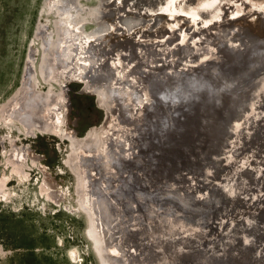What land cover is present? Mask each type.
Listing matches in <instances>:
<instances>
[{
    "label": "rangeland",
    "instance_id": "rangeland-1",
    "mask_svg": "<svg viewBox=\"0 0 264 264\" xmlns=\"http://www.w3.org/2000/svg\"><path fill=\"white\" fill-rule=\"evenodd\" d=\"M44 1L0 0V106L2 105L3 109L1 111L0 107V175L11 174V165L15 164L21 172L27 173L30 183H17L16 178L12 177L7 186L17 195L8 202L0 201V264H97L84 234V216L76 209L75 177L71 167L64 164L66 158H72L67 151L68 141L56 138V135L53 137L52 133H36L34 136L28 134L29 132L22 134L16 128L19 123L15 116L17 110H27L31 106H36L40 114L50 108V114L56 116L55 112L64 107L68 128L76 133L75 135L82 136L88 127L98 125L103 120V110L97 105V96L83 92L82 85L88 84L98 90H104L105 86L112 82L122 90L132 88L135 91L133 100L125 97L124 101H112L116 104L115 107L122 110L123 118L112 116L107 130L105 129V138H109V141L120 133L124 134L119 146L120 151L127 157L125 160L122 158L124 161L120 169L118 168L121 166V160L118 161V158L121 157L117 155V158L112 160V167L118 169V174L115 175H118V179L111 174L107 179V186L111 191H107L108 187L102 191L106 197L105 204L109 206L108 210H112L109 214L115 225L127 227L126 229L134 234L146 232L153 225H158L162 232L165 231V235L169 236H165V239L177 237L184 244H198L197 247L201 251L195 264H225L229 256L225 249L235 243L244 246L252 244V257H262L264 260V232H261L264 229V96L257 93L258 88L264 85V69L257 71L250 81L238 85L243 87L242 93L249 100V105L243 110L244 120L236 119L235 127L232 126L233 128L225 134L215 153L206 154L197 144L195 152L189 151L183 155V161L179 163L180 170L174 174L173 167H167L165 162L156 160L165 143L166 132L159 130V126L152 123L156 120L153 114L149 116V113L145 112L152 97L143 93L142 87L150 78L171 80L179 71H205L200 70L203 64L206 68L213 64L212 59L216 58L223 47L218 46L214 53L209 54L208 45L204 41L194 47L189 42L190 37L196 42L204 34L195 25V21L206 20V13L199 10L202 7L198 9L197 5H193L194 0H162L159 3L155 0H124V4L119 7L113 6L114 0H89L83 4L85 11L79 9L73 13V17L77 16L74 21L80 26L83 25L84 35L96 32L98 28L99 33L96 34L107 37L106 24L111 20L122 26L120 32L128 31V34H134L136 31L140 32V29H131V26L152 17V20L137 26L144 27L142 32L149 29L148 32L153 33L159 22L155 16L157 12L163 10L174 13L169 11V8L174 10L175 4L172 1L177 2L180 13L189 12L193 17L183 13L182 15L187 16L179 18L176 22L184 26L183 30L188 29L187 32L181 30L179 33V29L176 31L167 27L169 32H172H168L169 35H175L176 40L174 37L170 38L167 33L165 36H168V39L165 42H157L155 37L118 41V31L112 34V37L115 36L113 40L108 41L103 36L104 40L98 38L95 47L98 53L100 52L99 56H89L92 47L76 45L77 53L72 50L71 62L62 61L54 75L43 76L39 72V65L41 66L42 60L46 65L56 63V54L60 50L58 36L63 34L59 25L54 23L55 17L49 12L53 8V0H46V4L51 5L43 10V17L40 16ZM98 2L100 4H97ZM101 4L106 8L95 7ZM124 10L134 17H123V14L129 15L128 13L117 15V12ZM92 14L99 17H91ZM163 39L162 37L161 40ZM224 43L230 44L231 40L226 39ZM78 56L83 58L86 63L84 66L75 64ZM262 62L264 63V59ZM79 66L80 80L70 81V72H78ZM61 70L68 71L62 74ZM231 90L224 88L223 97H234ZM111 95L107 94V101ZM120 96H124V93ZM143 98L149 103L142 108L137 102ZM143 115L144 121L140 118ZM9 119L16 121V125L12 126L14 129L3 124ZM139 121L142 123L137 126ZM134 137L142 146L129 153L126 145L132 142ZM102 144L99 145L102 148L111 147L107 140ZM19 150L30 153L34 159L47 166L48 175L52 174L50 177L47 175L48 179L51 178L47 180L54 181L49 184L52 186L56 183L55 187H52L58 197V204L44 203L36 197V181L41 175L36 168H28V164L26 166L18 159L19 156L17 158L16 151ZM137 151L143 160L137 158ZM70 163L74 166L75 160ZM89 166L90 164H87L86 167ZM97 168L100 171L97 175L101 177L99 179H105L108 170L103 165H98ZM96 183L93 180L92 187L90 186L93 194L100 193V187ZM252 228L257 229L255 235L250 233ZM147 234L151 236L148 232ZM149 236L137 237L142 244L147 245L154 243ZM70 248H75L78 252L74 262L67 256V250Z\"/></svg>",
    "mask_w": 264,
    "mask_h": 264
},
{
    "label": "bare ground",
    "instance_id": "bare-ground-1",
    "mask_svg": "<svg viewBox=\"0 0 264 264\" xmlns=\"http://www.w3.org/2000/svg\"><path fill=\"white\" fill-rule=\"evenodd\" d=\"M88 1L89 0H84L83 3V0H53L52 5L50 4L51 6H53V8L49 12H51V15L53 17H55L54 23L56 22L59 25V27L62 30L61 32H63V34L61 36H58L59 38L58 44H60V50L59 51L56 50L57 51L56 56L58 58L56 63H53L52 65H46L47 63L46 64L43 63L42 60V64L41 66L39 65L38 68L41 75L43 76L54 75V73L57 72L59 68L58 65L60 64V62L62 61L68 63L71 62V60H73L72 50L74 51V53H77L75 52L76 45L80 47L81 46L92 47L89 51V56H93V55L99 56L100 52L98 53V50L95 46L98 38L104 40L102 39L103 35L100 36L96 34L98 32V28L96 32L92 31L89 32V34L84 35L82 33L83 25L80 26L77 21H74V19L77 18V16L76 17L74 16L75 18L73 17L74 11H77L79 9L80 11L84 10L85 8H83L84 7L83 4L87 3ZM155 1L159 3V1L162 0H155ZM223 1L194 0L192 3L193 5H197L198 9L200 7L203 8V10L202 8H200L199 10L206 13L205 16L206 20L203 22L195 21V25L197 26V28L201 32H204V34L202 38L197 39L196 42L193 41L192 39L193 37H190L189 39L190 45L194 47L197 44H201L204 41L209 46V47L207 46L209 50V54L211 52L214 53L215 50L218 49V46L223 47L222 49H220V52L217 54V56L215 55L216 58L212 59L213 64H211L210 67L207 68L206 66H204L205 64H203L200 70H205V71H200V72H195L196 70L194 71L191 70L192 72H185L184 70L179 71L175 75V77H172L171 80H167V79L155 80L150 78L146 80L148 81L147 84H145L142 87L143 93L147 94V96L150 95V97H152V101H150V104L148 105V108L145 110V112L147 111L149 113V116L153 114L156 120L152 121V123L157 124L159 126V130L161 129L166 132L164 136L165 143L160 151L161 152L160 155L156 158V160L158 162L160 160L163 163L165 162L167 167H173V169H175L174 174H176L177 171L180 170L179 163L183 161V155L189 153V151H191L192 153L195 152V146L197 144L201 146V151L205 150L206 154L208 153L210 155L215 153V151L218 150L219 148L220 141L223 139L225 134H227V132L231 130L230 128H233L232 126L235 125L234 123H236L235 122L236 119L238 120L242 118L244 120L245 115L243 116V110L245 109L247 104L249 105L248 103L249 100H247V97H245V95L243 94L244 93L243 87L241 88L239 86L243 85V83L250 81V79L253 77L254 74L257 73V71H259L260 69H264V63L262 62L264 59V0H229V1L225 0L224 2ZM172 2L173 4H175L174 10H170L169 8V11H174L173 14L160 10L159 12H157V15H155L156 18L159 19L158 20L159 22H157L158 26L155 28V31L153 33L148 32L149 29L147 32H142L141 29L143 30L144 27L137 26V25H143L146 21L152 20L153 17L149 19L145 18L142 21L131 26L132 27L131 29L134 28L140 29V32L136 31L134 34H128V31L124 33L120 32L119 30L121 29L122 26L114 23L111 20L109 23L106 24L107 37H105V35L103 37H105L108 41L113 40L112 38H115V36L112 37V34H115L116 32L119 31L120 35L118 41H121L123 39L129 40L130 38H132L133 40L135 39L138 40L139 38L137 37L143 39L146 38L151 39L152 37H155L157 38V42L167 41L168 36H170L169 33L171 32V31L169 32L167 27L174 28L172 30H176V31L179 29L178 31L179 33H181V30H183L184 26H181L180 23L176 24V22H178V19L187 15L193 17L191 13L185 11L183 13L187 15H182L183 13H180L181 10L179 9L177 2L176 3L175 1ZM42 4L43 6H41L42 9L40 10L41 12L39 13L40 16L43 17L42 15L43 10L49 8L50 5L46 4V0ZM97 4L100 3L98 2ZM123 4H124V0L113 1V6L115 7L116 5H118L119 7ZM95 7L103 8V9L106 8L104 4ZM90 11L91 9L87 12L89 13ZM122 13L129 14V15L123 14V17L126 18L134 17V15H132L130 12H127L125 10L122 11L121 13L117 12V15H122ZM93 16H96V14L95 15L92 14L91 17ZM96 17H99V15ZM95 23L96 21H94V24ZM111 29H113L114 31L111 32ZM183 31L187 32L188 29H184ZM58 32L60 34V31ZM167 33L168 36H165L167 35ZM162 37L164 38L163 40H161ZM171 37L172 35L170 36V38ZM226 39L231 40V43L230 44L224 43ZM162 51L164 52V50ZM168 51H170V49ZM27 53H29L28 50ZM44 54L46 55V53ZM53 55H55V53ZM28 57L30 56L28 55ZM82 59L83 58L81 56H78L77 61H75V64H80V65L82 64L84 66V64L86 63L83 62ZM168 60L170 59L168 58ZM60 68H64V67H60ZM78 69H79L78 72L74 70L70 72L71 74L70 81L80 80L81 78L80 66ZM66 71L68 70H61L60 73L64 74V72ZM58 76H60V74ZM115 85L116 84L114 82H112L111 84H107L104 90L101 89L98 90L88 84L82 85L84 86L83 88L81 87L83 92L92 93L93 95L97 96L96 100L98 106L99 108H102V110L105 112L102 122L98 125L88 127L82 136L75 135L76 133L72 132V130L68 128L69 125H67V122L65 121L66 118L65 112L63 111L64 107L61 110H57L55 112L56 116L52 113L50 114L49 111L50 108H47L46 112L43 114H40V111H38V108L36 106H31L29 109L27 108V110L21 108L16 111V116H15L18 119L17 121L19 123L18 124L19 126L14 124L16 123V121L12 120L13 118L9 119V121H6L7 119L5 121L3 120L4 121L3 124H5L8 127H12V126L14 127L16 125L17 126L16 128L22 134H26L29 132L28 134L31 133L33 134L32 136H34L36 133L39 134L52 133L54 134L53 137L56 135L57 136L56 138L59 137V139H65L68 141L67 151L69 152L70 157H72L71 160H75V164L73 163L74 164V166L72 165L73 167L70 165L72 163H70L71 160L69 159V157L64 160V164L71 167L70 169H72L73 175L75 177L76 187L74 190H75L76 198L74 199V201H76V209H78V211H80L84 216V222H85L84 234L88 240V243L90 245L93 254L96 257L97 264L99 263L95 250H97L99 255L103 257L105 264H195L199 260L200 257L199 252L201 251V249L197 247L198 244L193 243V245H187L184 244L183 241L179 240L177 237H174L172 239L171 238L165 239L166 236L165 231L162 232L161 227L158 225H153V227L147 230L146 232H139L138 234L130 233L126 229L127 227L125 228L123 226L124 227L123 228L118 225H115V223L110 218L109 211L111 209L108 210L109 206L105 204L106 197H104L105 194L103 195L102 191H104L103 189H106V187H108V190L107 189L106 190L109 191L110 188L109 186H107L108 177L111 174L112 176L114 175V177L116 174H118V169L122 167L123 161L127 157L126 155H124L125 153L121 152L122 150L120 151V146H119V142H121L124 134L120 133L119 135L112 137L109 141L108 140L109 138L108 139L105 138L106 137L105 129L107 125L109 126L112 116L116 115L119 118L122 117V110H120V108L118 107H115L116 104H113L112 101L115 102L117 100L118 102H120V99L123 100L125 99V97H127L129 100L130 99L133 100V98H135L134 89L126 88L125 90H122L119 87H116ZM224 88L225 89L231 88L232 94H234L235 98L234 97L231 98L229 97L228 99L224 98L223 97ZM122 92L124 93V96H120V94H123ZM257 93L258 94L261 93V95L264 96V85H261L258 88ZM107 94L108 95L112 94L111 95L112 97L109 98V101H107L108 100V97H106ZM10 98L11 97H9V99ZM137 103L143 108L149 103V101L144 100L143 98ZM2 110L3 109L1 107V111ZM11 117H13V115ZM140 118H142V120L144 121V115ZM141 123L142 122L139 121L136 124L137 126H139L141 125ZM133 139L134 140H131L132 142H129L126 145L128 147L126 149L127 151L129 150V153H133L134 152L133 150H138L142 146L139 145L138 143L139 141L135 140L136 137H134ZM106 140L108 141V144L111 145V147L108 149L99 146L102 143L106 142ZM136 154H137V158L141 159L138 151L136 152ZM16 155L17 158L19 156L18 159L23 161L26 164V166L28 164V168L29 167L36 168L41 175L40 177L37 178L36 181L37 184L36 197L43 200L44 203L54 202L58 204L59 203L58 197L52 187L54 184L56 185V183H54L52 186L49 184L53 180H51V182H48V180L51 178L48 179L47 177L48 175L46 168L47 166L45 167L44 164L41 163V161L34 159L31 156V154L26 151H22V150L16 151ZM117 155L121 157L118 158V161L121 160V166L118 169H115L114 167H112L113 165L112 160L116 159ZM122 158H124V160ZM87 164H90L89 168L86 167ZM98 165H103V167H105V169L108 170L105 179L103 178L100 180L99 178L101 177L97 176L98 173L100 172L97 168ZM17 166L18 165L15 164L11 165V169H10L11 174L8 173V174L0 175V194H1L0 201L4 200L8 202L9 200L13 199L12 198L13 196L17 195L16 192H12L9 186H7L10 183V181H12V177L16 178L17 183H23V184L29 183L27 173L21 172V170ZM45 173L46 175H44ZM117 176L115 178H117ZM96 178H98V183H96ZM93 180L95 181L97 186L100 187L99 190L100 193L98 194L95 193L96 195L90 191V189H92L90 188V186ZM108 197H110V195ZM116 199L117 197L115 198V201ZM121 200H125V199H121ZM122 205L120 206V208L122 207ZM123 208L125 209V207ZM262 230L263 231L261 230L260 231L264 232V229ZM147 232L151 236H149ZM250 233L255 235L257 233V229L252 228ZM138 235H141V237L149 236L151 237V239H153L151 242L154 243H150L147 245L142 244L140 242V238L137 237ZM252 249H253L252 244L251 246H244L241 245L240 243L229 245L225 249V251L229 255L227 260L225 261V264H264V260L262 257H255V258L252 257L253 256L252 254L253 252H251ZM67 256L72 262H74L73 260H76L78 256L77 249L70 248L69 250H67Z\"/></svg>",
    "mask_w": 264,
    "mask_h": 264
},
{
    "label": "water",
    "instance_id": "water-1",
    "mask_svg": "<svg viewBox=\"0 0 264 264\" xmlns=\"http://www.w3.org/2000/svg\"><path fill=\"white\" fill-rule=\"evenodd\" d=\"M97 105H98V103H97ZM101 109V108H100ZM102 110V109H101ZM104 111H103V117H104ZM96 251V254H97V258H98V263L99 264H105V261H104V259H103V257H101V255H99V253H98V251L97 250H95Z\"/></svg>",
    "mask_w": 264,
    "mask_h": 264
}]
</instances>
